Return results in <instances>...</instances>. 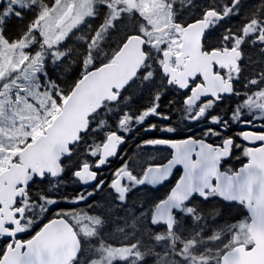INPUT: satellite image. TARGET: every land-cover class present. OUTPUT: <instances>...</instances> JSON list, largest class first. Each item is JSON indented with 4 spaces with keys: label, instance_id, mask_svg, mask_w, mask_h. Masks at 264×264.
I'll return each mask as SVG.
<instances>
[{
    "label": "snow or ice",
    "instance_id": "obj_1",
    "mask_svg": "<svg viewBox=\"0 0 264 264\" xmlns=\"http://www.w3.org/2000/svg\"><path fill=\"white\" fill-rule=\"evenodd\" d=\"M245 8V0H0V239L6 241L0 264H148L149 257L154 264H264V68L247 77L244 71L248 52L264 63V0ZM192 9L195 15L182 19ZM241 16L239 25L229 26ZM12 21L19 28L9 36ZM85 25L89 31L76 37L78 50L67 47ZM121 26L118 43L105 51ZM73 52L78 75L65 89L53 75L71 70ZM138 86L155 91L133 113L132 96L125 93ZM168 89L179 92L188 127L209 125L202 138L148 139L144 144L172 150L166 163L137 175L125 162L110 183L98 180L94 169L118 156L126 135L137 128L156 131L150 117L171 119L159 111ZM233 96L239 99L228 120L213 114ZM256 120L260 131L237 133L252 145L243 147L246 162L224 170L242 145L219 129L255 127ZM159 130L177 131L167 124ZM90 133L104 139L87 144ZM213 137L219 142H209ZM81 144L84 158L74 161ZM67 164L73 182L87 186L62 197L72 205L87 203L107 186L123 206L129 192L162 185L177 166L183 174L149 211L116 225L124 233L119 244L105 238L102 215L74 207L56 210L29 239H19L61 202L51 191L63 182ZM197 197L222 203L205 214L193 202ZM226 207L240 216L209 225Z\"/></svg>",
    "mask_w": 264,
    "mask_h": 264
},
{
    "label": "flooded vegetation",
    "instance_id": "obj_2",
    "mask_svg": "<svg viewBox=\"0 0 264 264\" xmlns=\"http://www.w3.org/2000/svg\"><path fill=\"white\" fill-rule=\"evenodd\" d=\"M195 13L196 11H191L187 13L182 19H190L192 16L195 15ZM241 17L237 18L236 20L233 19L231 21L232 24L230 23L229 26L236 27L237 25H239V23H241L243 19V16ZM123 32H124V28L122 26V35H123ZM248 56L251 57V63H248L246 59L247 66L245 67V70H244L246 77L248 75H251L258 67L264 68V63L259 62L261 60V57L258 55V53L251 52L249 54L248 52ZM251 70H253V72ZM158 84H159V80H157V85ZM236 87L237 89L243 91L241 84H237ZM154 91H155V88H153L152 91H149L147 88L138 86L133 89H130L128 93H125L126 96L127 95L132 96V101L129 102V107L131 108L132 112L135 113L138 109L146 107L150 103L152 92ZM238 99L239 98L235 96L231 97L230 99H226L224 102L220 103L217 107L214 108L213 114H217L221 116L223 119L228 120L231 114V110L235 109L237 105ZM160 103H161V107L159 111L169 115L171 119H174V120L170 119L169 121H163L156 117H150L147 123L156 124L157 126L156 131L146 132L143 130V128H137L136 130L132 131L130 134L126 135L125 143L119 146L118 156L110 158V163L102 166L101 168L94 169L98 171L99 173L98 180H104L107 185V183H110L111 180L114 178L115 171L122 165V163H125V162L130 163L131 170H133L134 173L137 175H140L142 173V170L147 168L149 165L155 166V165L166 163L167 160L171 158L172 150L167 148L166 146L144 144V141L148 139L172 138V139L179 140V139H184L189 135H194L196 138H202L203 130L207 128L209 125L206 122L202 121V122L197 123L194 127L187 126V122L183 121L182 119L181 111L177 110V109H181V105H182V98L177 90L168 89L162 92V100ZM167 103L168 105L163 107ZM121 107H123V105H121ZM173 108L176 109L177 111L174 110ZM245 117L248 118L247 113H245ZM175 119H177L178 121ZM255 123H256L255 127L237 125L235 123H232L227 128L219 129L222 132L223 136H233L235 138L236 143L242 145L241 148L233 149L231 159H229L227 163L223 165L224 170H227L229 167H231L232 169L238 170L239 167H241L242 164L246 162V158L243 157V147L252 146V145H248L247 142L243 141L241 137L237 135V133H239L241 130L254 131V132L260 131L262 122L257 120ZM165 124L170 125V126H175L177 128V131L173 134L161 132L159 129L161 126ZM180 127L182 128L181 130H180ZM213 127H216V126H213ZM121 135H124V134L121 133ZM102 139H104L103 133H100L99 135H97L96 133H90L87 137L86 143L91 144L94 140L97 143H99ZM219 139L220 138L213 137L209 140V142H212L215 144L219 142ZM85 146H86L85 144H81L80 148L76 151V155L73 157L74 161L77 159L84 158L83 149ZM87 159L91 160L92 158L87 157ZM71 168H72V164L66 165V173L63 176V182L58 186L56 190L51 191L52 195L56 196L57 198H61V202L57 204L56 206H54L52 211L47 213L44 217L40 218L37 224L33 226V230L31 232L19 234L18 236L19 239L21 240L29 239L31 235H34L35 231L39 230V227H42L43 223H47L48 220L54 218L55 212L58 209H70L74 207L77 211H81V210L85 211L84 206L86 203H82L79 205H72V204L64 202L62 199V197H65V196L67 197L73 196L74 194H76L77 189L83 192L85 191V188L87 187V186L79 185L73 182L72 173L69 170ZM182 174H183L182 167L177 166L173 170V173L171 177L169 178V180L164 182L162 185L155 186V187L151 185H144V186L139 187L136 190L129 192L128 197H127V203L124 206L130 207L131 209L138 210L139 212L149 211L155 202L166 197L171 187L175 185L176 181L179 179L180 175ZM32 187L34 190L38 191L42 186L39 184H36V185H33ZM88 190L94 191L93 189H90V188ZM34 194H36V192H34ZM114 196H115V193L112 192V190L109 189L107 186H105L103 191L96 192L94 195V198H89L88 202H93L95 207H96V203H102V204L105 203L107 205V203L112 204L114 202L116 205H118V202L114 201L113 199ZM193 202L196 204L197 207L203 209L205 211V214H207V211L209 209H212L213 207H216L222 203L218 201L217 199H212L210 201L205 202V201H202L199 197H197L196 200ZM233 208L229 209L226 207L224 211H233ZM89 211L92 214H99V215H102L103 217L105 216L103 215L104 211H99L97 209H89ZM223 215L219 217L218 222L222 221ZM236 218L237 217H234V219ZM208 223L210 224V221H208ZM5 246H6L5 239H0V251H2L5 248ZM153 259L154 257H149L148 263H149V260L151 261Z\"/></svg>",
    "mask_w": 264,
    "mask_h": 264
},
{
    "label": "rangeland",
    "instance_id": "obj_3",
    "mask_svg": "<svg viewBox=\"0 0 264 264\" xmlns=\"http://www.w3.org/2000/svg\"><path fill=\"white\" fill-rule=\"evenodd\" d=\"M196 2H197V4H200L203 2V0H196ZM248 2H249V0H245V5ZM245 10H246V8L244 9V11ZM192 11H196V9H192ZM101 19H102V17L97 19V20H99L98 23L93 22L92 27H96L97 24L100 23ZM88 31H89L88 26L87 25L83 26L81 31H77L76 35L73 36L69 41H67V47L71 46L72 49L78 50V46H79L80 41H78L76 39V37L80 36L82 34H86ZM121 36H122V26H121L120 30H118L117 32H114L112 37H110L108 39V41L105 43V45H104L105 51L110 52V50L116 46V44L118 43V40ZM88 203H91L92 207H88ZM84 209L87 212H90L89 209H97L99 211H104L103 215H105L104 218L107 221L106 226H105V238L109 239V242H111L113 244H119L124 237V233L116 231V225L119 224L120 226H124L126 221L128 222V224H131L132 217L133 216H139V214H140V212L138 210L131 209L130 207H125L124 205L119 206V205H116L114 202L112 204L107 203V205L105 203H103V204L102 203H96V207H95L93 202H87L84 206ZM144 212H146V211H144ZM223 214L224 215H223V219L221 222H218L219 218L216 221H213L210 219L209 225L215 227L216 224L222 225L225 221L234 220V217L238 218L240 216V211H238L234 207L233 211H224ZM125 231L131 233L132 229L129 227V228H126ZM109 234H111V236H109ZM137 235H139L138 232H137ZM154 259L151 261L149 260L148 264H154Z\"/></svg>",
    "mask_w": 264,
    "mask_h": 264
},
{
    "label": "trees",
    "instance_id": "obj_4",
    "mask_svg": "<svg viewBox=\"0 0 264 264\" xmlns=\"http://www.w3.org/2000/svg\"><path fill=\"white\" fill-rule=\"evenodd\" d=\"M256 1V2H255ZM253 2V3H252ZM255 2V3H254ZM259 0H249V2L246 4V10H249V6H256L258 5ZM99 20H96L95 23H98ZM19 25L16 21H12L8 28H7V34L9 36H14L15 33L18 31ZM71 48V46H69ZM75 60V52H73V60L69 61L71 64V70H69L67 73L62 74V70L60 73H56L53 75V79H58L61 87L67 89L72 81L77 77L78 73L76 72V68L79 66L78 62H74Z\"/></svg>",
    "mask_w": 264,
    "mask_h": 264
},
{
    "label": "bare ground",
    "instance_id": "obj_5",
    "mask_svg": "<svg viewBox=\"0 0 264 264\" xmlns=\"http://www.w3.org/2000/svg\"><path fill=\"white\" fill-rule=\"evenodd\" d=\"M256 2V1H255ZM254 2V3H255ZM253 3V2H252ZM252 7V6H251ZM242 18V17H241ZM236 20V19H235ZM238 23V22H237ZM232 24V23H231ZM240 24V23H239ZM251 52H249V54H250ZM252 56H254V55H252ZM255 60V59H254ZM258 62V61H257ZM260 62V61H259ZM255 63V62H254ZM256 67H258V66H256ZM261 67V66H260ZM256 69V68H255ZM252 72H253V70H251ZM164 105V104H163ZM166 105H168V103L167 104H165L163 107H165ZM181 105V104H180ZM168 107V106H167ZM166 107V108H167ZM175 107V106H174ZM177 107V106H176ZM169 109V108H168ZM174 109V108H173ZM171 110V109H170ZM174 110H176V109H174ZM177 110H180V109H177ZM176 110V111H177ZM165 111V110H164ZM181 111V110H180ZM173 112V111H172ZM171 113V112H170ZM176 114V113H175ZM180 114V113H179ZM175 116V115H174ZM177 117H179V116H177ZM180 117H181V115H180ZM174 118V117H173ZM247 117H245V119H246ZM179 119V118H178ZM171 120H174V119H171ZM175 120H177V119H175ZM180 120V119H179ZM178 121V120H177ZM257 121V120H256ZM255 121V122H256ZM180 122V121H179ZM258 123V122H257ZM169 124V123H168ZM171 124V123H170ZM175 125V124H174ZM255 125H256V123H255ZM183 128H184V126H183ZM177 129V128H176ZM182 128L180 127V130H181ZM180 132V131H179ZM182 132V131H181Z\"/></svg>",
    "mask_w": 264,
    "mask_h": 264
}]
</instances>
